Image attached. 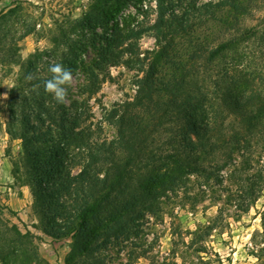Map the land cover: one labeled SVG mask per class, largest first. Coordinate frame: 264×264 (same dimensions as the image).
I'll return each mask as SVG.
<instances>
[{"label":"trees","instance_id":"1","mask_svg":"<svg viewBox=\"0 0 264 264\" xmlns=\"http://www.w3.org/2000/svg\"><path fill=\"white\" fill-rule=\"evenodd\" d=\"M143 1L134 7L143 19L131 26L124 18L118 21L125 3L97 0L89 14L59 28V54L52 61L39 55L28 60L10 90L6 132L20 140V163L49 221L47 234L71 239L66 264H104L100 251L127 240L166 191H177L188 175H199L206 184L220 182L218 173L232 164L234 154L250 155L253 143L264 137V0H210L182 11H176L182 0H153V7L152 0ZM151 11L155 20L144 26ZM98 27L105 32L98 34ZM149 30L158 48L140 57L137 40ZM89 40L98 45L93 67L122 64L137 72L133 97L106 113L117 133L109 142L92 139L82 127L86 114L81 107L70 111L42 86L34 90L51 77L36 71L43 73L50 64L60 63L75 75ZM234 50L215 89L190 87L200 70ZM163 120L173 124L169 149L147 152L151 123ZM158 162L162 173L152 175V168L140 175L137 187L123 185L135 170ZM77 165L79 172L72 174ZM263 188L264 175L247 178L237 190V208L248 212ZM199 238L203 241L195 235L191 242ZM199 248L197 253L204 252ZM0 264L48 263L28 231L0 219Z\"/></svg>","mask_w":264,"mask_h":264},{"label":"rangeland","instance_id":"2","mask_svg":"<svg viewBox=\"0 0 264 264\" xmlns=\"http://www.w3.org/2000/svg\"><path fill=\"white\" fill-rule=\"evenodd\" d=\"M96 1L0 0V219L15 225L21 232L28 231L40 258L48 264H66L71 239L56 240L47 234L49 221L44 218L34 196L32 181L20 163V140H11L6 132L9 94L23 74V65L38 55L44 61H52V56L63 48L59 43V28L63 26L66 29L89 14ZM208 1L182 0L176 4V11L188 9L190 3L198 6ZM113 2L125 3L118 21L124 18L133 26L143 19L134 8L139 0H108L109 5ZM151 4L153 7V0ZM144 20V26H150L155 13L151 11ZM96 32L103 34L105 30L98 27ZM97 46H91L89 40L81 55L79 69L68 87L64 105L70 111H74L75 105L81 107L86 114L82 127L87 129L90 137L109 142L116 139L117 133L115 127L105 120L106 113L114 105L133 97L137 72L122 64L93 67L98 57ZM137 47L140 57L144 52L157 50L154 32H144L137 40ZM225 56L209 65L210 69L207 65L205 70H200L192 78L190 87L215 89L229 58H235V50ZM90 71L98 80L89 79ZM36 72L40 76L49 75L48 70ZM105 75L110 78L103 79ZM163 122L151 123L147 131L151 145H147V152L163 150L165 153L169 149V126L173 124L171 121ZM263 139L253 143L250 155L243 152L234 154L232 164L218 173L220 182L206 184L199 175L185 176L177 191H166L159 197L154 213H144L127 240L113 241L100 251L103 263L264 264V188L246 213L237 208L241 202L235 197L247 178L264 175ZM159 165L158 162L147 170H135L123 185L137 187L146 171L153 168L152 175L162 173L164 170H159ZM79 170L80 165H77L71 172L76 174ZM125 197L120 196L119 199ZM195 235L203 237V241L199 238L191 242ZM199 247H204V252L197 253Z\"/></svg>","mask_w":264,"mask_h":264},{"label":"clouds","instance_id":"3","mask_svg":"<svg viewBox=\"0 0 264 264\" xmlns=\"http://www.w3.org/2000/svg\"><path fill=\"white\" fill-rule=\"evenodd\" d=\"M48 71L51 73V77L43 81L42 85H34V90L42 86L44 91L51 94L57 103H65L68 96V87L73 81L72 71L60 63L50 64ZM33 78L32 74L26 77L29 81Z\"/></svg>","mask_w":264,"mask_h":264}]
</instances>
